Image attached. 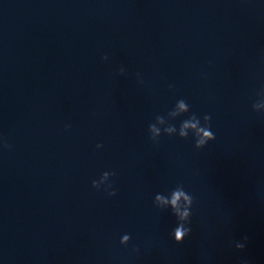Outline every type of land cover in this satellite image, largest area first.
Listing matches in <instances>:
<instances>
[{"label":"water","instance_id":"water-1","mask_svg":"<svg viewBox=\"0 0 264 264\" xmlns=\"http://www.w3.org/2000/svg\"><path fill=\"white\" fill-rule=\"evenodd\" d=\"M262 88L264 0H0V264H264ZM181 98L204 148L150 139ZM180 183L176 243L154 197Z\"/></svg>","mask_w":264,"mask_h":264},{"label":"clouds","instance_id":"clouds-1","mask_svg":"<svg viewBox=\"0 0 264 264\" xmlns=\"http://www.w3.org/2000/svg\"><path fill=\"white\" fill-rule=\"evenodd\" d=\"M105 59H107V54H105ZM125 71L126 69L121 66L120 72L124 73ZM137 75L140 76L139 73ZM140 82L143 83L142 76H140ZM172 87L173 85H169V88ZM257 95L260 99L253 103L252 108L257 112H264V88H262ZM190 110L191 107L188 102L183 98L179 99L175 106L167 113V116L157 115L155 117V122L149 124L148 131L150 139L155 143H159V139L163 134H167L168 136L179 135L184 139L189 138L191 135L194 137L195 147L197 149L204 148L209 141L215 140V133L211 130L212 117L210 114H205L203 116V123L196 113H192L187 119L182 120L179 128H177L175 124L170 123L171 120L190 112ZM66 127H70V125H66ZM97 147H103V143H98ZM114 175V170H104L98 179L92 180V185L98 189L104 186L108 195H116L118 189L113 186L114 181L110 180V177ZM194 202L195 197L185 190L182 183L177 184L169 194L157 193L154 197V204L158 208H170L172 214L177 219V225L172 230V235L176 243H182L192 232L191 218ZM131 239L132 237L130 234H123L120 243L122 245H128ZM248 239L249 237L244 235L242 240L235 241V248L239 250L245 249ZM133 251L139 252V247L134 246ZM241 264H249L248 259H242Z\"/></svg>","mask_w":264,"mask_h":264}]
</instances>
